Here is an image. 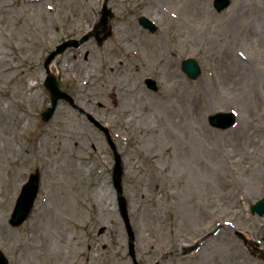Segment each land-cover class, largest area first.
<instances>
[{
    "label": "rangeland",
    "instance_id": "rangeland-1",
    "mask_svg": "<svg viewBox=\"0 0 264 264\" xmlns=\"http://www.w3.org/2000/svg\"><path fill=\"white\" fill-rule=\"evenodd\" d=\"M102 1L0 0V93L10 88L11 103V117L0 116V250L10 264H133L110 141L91 114L123 160L140 264H264V217L251 213L264 197V0H232L221 12L214 0H109L113 36L101 47L93 37L67 49L51 67L77 107L61 102L45 122L44 61L92 29ZM142 16L156 33L140 26ZM189 58L201 68L195 80L181 69ZM30 78L35 87L22 88ZM150 107L159 112L147 125ZM219 112H235V127L213 128L208 119ZM66 120L54 150L68 143L67 158L79 155L73 163L46 154L49 133ZM36 172L35 208L13 227L21 189Z\"/></svg>",
    "mask_w": 264,
    "mask_h": 264
},
{
    "label": "water",
    "instance_id": "water-1",
    "mask_svg": "<svg viewBox=\"0 0 264 264\" xmlns=\"http://www.w3.org/2000/svg\"><path fill=\"white\" fill-rule=\"evenodd\" d=\"M229 5H230V0H215V7L218 11H222V10L226 9L227 7H229ZM104 10H105V12H108L107 11V0H106L105 5H104ZM108 22L109 21L107 19H105L100 24V27H103L107 31V33L105 34V36L103 38H100V39L98 38L99 45H102V43L111 35L110 28L108 27ZM140 23L145 28L151 30L152 32L155 31V27L147 19L141 18ZM91 36H92V34L88 35L87 37H85L81 41H74L71 43H65L64 45L58 47L57 51L53 52L48 57V59L46 60L45 68L47 70L48 77H47V80L45 82V85L51 93L52 106L48 109L47 112H45L43 114L44 120H49L52 117L53 113L55 112V110L57 108L58 102L60 100L64 99V100H67L73 104V99L70 98L66 93L62 92L59 89V86H58V83H57L55 77H53L51 75V72L49 70V66L51 65L53 60L59 54L63 53L68 47H72V46L78 47L80 44L87 41ZM182 68H183V71L192 79H196L201 73L198 64L194 60H189V61L184 62ZM147 83L151 88L156 89L154 82L148 81ZM209 121H210V124L214 127L221 128V129H227L235 123V117H234V115L229 114V113L217 114V115L211 116ZM96 125L100 129L105 131L108 135L107 129L103 128L97 122H96ZM112 147L114 150L115 161H116V165L114 168V175H113L114 185H115L117 195H118L121 215L125 221L127 230L129 232L130 255L133 258L134 263L138 264L137 260H136V253H135V243H134L135 242V236H134L133 230L131 228L130 220H129L128 210H127V202L123 196V186H122V179H123V173H124L123 163H122L121 157L117 154L116 148L113 145H112ZM39 180H40L39 175H33L31 177L29 183L27 184V186H25V188L23 189L22 195H21L20 199L18 200V204L16 206L13 218L11 220L12 225H14V226L20 225L24 221V219L29 215V213L33 207L34 201L36 199L38 190H39ZM251 210L253 213H258L259 215L264 216V199L259 201L256 205H253L251 207ZM0 264H9L1 252H0Z\"/></svg>",
    "mask_w": 264,
    "mask_h": 264
},
{
    "label": "bare ground",
    "instance_id": "bare-ground-1",
    "mask_svg": "<svg viewBox=\"0 0 264 264\" xmlns=\"http://www.w3.org/2000/svg\"><path fill=\"white\" fill-rule=\"evenodd\" d=\"M157 15L158 16H160L161 18H163L164 16L163 15H161L158 11H157ZM94 22L95 21H91L90 22V24H89V27H92L93 25H94ZM113 57L115 58V59H117V56L116 55H113ZM3 70H5V69H3ZM6 71V70H5ZM31 79L32 78H30V79H26V80H23V81H21V87L23 88L25 85H27L28 87H29V89H33L34 87H35V84H34V82L33 81H31ZM89 84V83H88ZM87 85V84H86ZM10 90V88H7V90L6 91H4L3 93H0L3 97H0V99L2 100V101H4V102H7V100L6 99H10V93L8 92ZM123 90H125V92H124V94H123V96H124V99L126 98V99H129L130 101H131V96H129L131 93H128V92H126V89H123ZM180 94H181V92H179ZM35 95H37V93L35 94ZM181 96V95H180ZM182 96H184V93H182ZM182 96H181V98L179 99V100H183L184 99V97H183V99H182ZM29 98H30V96H29ZM174 98V97H173ZM11 100H12V104H14V102H13V99H12V97H11ZM10 102L8 103H6V105H3V106H1L0 105V116L1 117H4V116H6V117H11L10 116V114H11V107H10ZM145 108V107H144ZM151 108V107H150ZM120 112H122V109L120 108ZM158 112H159V110L158 109H154L153 107L149 110V114L146 116V119H145V123L148 125V123H152V122H154L155 120H156V118H157V114H158ZM123 113V112H122ZM136 118V117H135ZM134 117H131V120L129 121V123L131 124V123H136L137 122V118L135 119ZM18 119H19V121L20 122H23L24 124H23V127H27L28 126V124H29V119H27V116H26V114L25 113H21L20 115H19V117H18ZM176 121H177V125H180V118L179 117H177V119H176ZM161 122H162V124L164 125V126H166V127H168L169 125L168 124H170L169 123V121L167 122V121H165V119H163V118H161ZM66 123H68L67 122V120L66 121H59V123L56 125V130L55 131H52V132H50L49 133V135H48V139H47V141H46V146H47V152H46V154L48 155V157H52V155H56V152H58V150H54V145H57L58 146V144L59 143H61V137H63V135H62V133H61V131L63 130V128L65 127V125H66ZM68 125H69V123H68ZM131 126V125H130ZM141 126V124H139L138 125V128ZM68 127V126H67ZM158 130V127L157 126H155L154 127V129H153V133H156V131ZM71 131L73 132V130L71 129ZM71 131H70V134H69V136H72V138L73 137H75L74 136V133H71ZM142 131H144V132H146V133H150V129H148V128H144ZM141 131V132H142ZM135 132V131H134ZM166 132H168V131H166ZM135 134H138V132H135ZM142 134V133H141ZM78 137V136H77ZM143 137H144V134H143ZM85 140V139H84ZM7 141H9V139H7ZM86 141V140H85ZM62 151H61V153H60V155L59 154H57L56 155V157L55 158H57V159H59V161L60 160H64V161H68V162H70V163H73L74 162V159H79V155L78 154H74V155H71V158H67V156H66V154H69V153H71V150L69 149V147H68V143H64V142H62ZM79 145L76 143V142H74L73 143V147H78ZM7 146H5V148H6ZM12 150V149H11ZM74 158V159H73ZM71 160V161H70ZM98 179H101L102 178V175L101 174H99L98 176ZM19 179H20V176H19ZM106 192H107V188H106V186L105 185H100V187L97 189V194L100 196V199L98 198V201L99 202H101V203H103L104 202V199H106L105 198V196H106ZM241 264H246V259L244 258L243 260H242V263Z\"/></svg>",
    "mask_w": 264,
    "mask_h": 264
}]
</instances>
